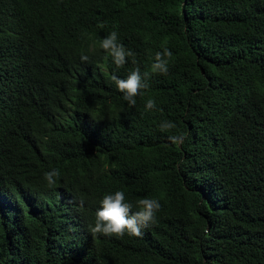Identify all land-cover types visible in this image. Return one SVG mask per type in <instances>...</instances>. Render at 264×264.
I'll list each match as a JSON object with an SVG mask.
<instances>
[{
	"label": "trees",
	"instance_id": "trees-1",
	"mask_svg": "<svg viewBox=\"0 0 264 264\" xmlns=\"http://www.w3.org/2000/svg\"><path fill=\"white\" fill-rule=\"evenodd\" d=\"M164 46L129 108L111 75ZM117 190L159 200L142 237L89 232ZM0 264H264V0H0Z\"/></svg>",
	"mask_w": 264,
	"mask_h": 264
},
{
	"label": "clouds",
	"instance_id": "clouds-1",
	"mask_svg": "<svg viewBox=\"0 0 264 264\" xmlns=\"http://www.w3.org/2000/svg\"><path fill=\"white\" fill-rule=\"evenodd\" d=\"M104 27L103 24L100 25ZM113 26L112 31L99 41V47L111 56L117 68L123 67L131 62L136 65V53L124 46L119 40L118 31ZM172 51L164 46L154 54V61L151 64V72H141L139 66L129 71L125 78H120L116 74L111 75V80L115 83L118 91L122 93V99L129 108L137 103V97L142 94L141 90H147L150 86L149 80L153 74L167 75L169 71V58ZM82 63H87L90 57L85 54L80 55ZM145 109L151 111L156 108V101L153 98L146 99ZM177 126L172 121H164L159 125L162 132H170ZM186 139L185 134L178 133L168 136V140L173 145H180ZM60 176L59 169L53 168L43 173V178L49 187L57 183ZM83 200L80 201L83 206ZM161 209L158 199L144 197L138 199L135 204L126 199L123 191L117 190L114 193H106L99 200V207L95 211V222L89 225L91 235L115 236L122 238L125 233L129 236L142 237L144 229L150 228L158 223L157 213Z\"/></svg>",
	"mask_w": 264,
	"mask_h": 264
}]
</instances>
